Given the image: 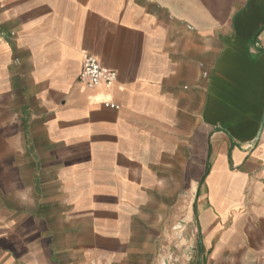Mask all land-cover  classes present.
<instances>
[{
    "label": "crops",
    "instance_id": "1",
    "mask_svg": "<svg viewBox=\"0 0 264 264\" xmlns=\"http://www.w3.org/2000/svg\"><path fill=\"white\" fill-rule=\"evenodd\" d=\"M0 4V264H264V0Z\"/></svg>",
    "mask_w": 264,
    "mask_h": 264
},
{
    "label": "built area",
    "instance_id": "2",
    "mask_svg": "<svg viewBox=\"0 0 264 264\" xmlns=\"http://www.w3.org/2000/svg\"><path fill=\"white\" fill-rule=\"evenodd\" d=\"M2 5L0 4V9ZM206 75V73H204ZM117 78V73L115 70L105 67L100 64L98 59L91 55L85 54L79 75L77 77V82L81 85L83 89H90L96 87H103L105 89H110ZM100 103L104 107L118 109L119 104L114 102L112 99H103Z\"/></svg>",
    "mask_w": 264,
    "mask_h": 264
},
{
    "label": "water",
    "instance_id": "3",
    "mask_svg": "<svg viewBox=\"0 0 264 264\" xmlns=\"http://www.w3.org/2000/svg\"><path fill=\"white\" fill-rule=\"evenodd\" d=\"M170 258H171V257H168L167 259H165L163 264H169V259H170Z\"/></svg>",
    "mask_w": 264,
    "mask_h": 264
},
{
    "label": "rangeland",
    "instance_id": "4",
    "mask_svg": "<svg viewBox=\"0 0 264 264\" xmlns=\"http://www.w3.org/2000/svg\"><path fill=\"white\" fill-rule=\"evenodd\" d=\"M169 261H172V257L170 258V260Z\"/></svg>",
    "mask_w": 264,
    "mask_h": 264
},
{
    "label": "bare ground",
    "instance_id": "5",
    "mask_svg": "<svg viewBox=\"0 0 264 264\" xmlns=\"http://www.w3.org/2000/svg\"><path fill=\"white\" fill-rule=\"evenodd\" d=\"M187 194V193H186Z\"/></svg>",
    "mask_w": 264,
    "mask_h": 264
}]
</instances>
